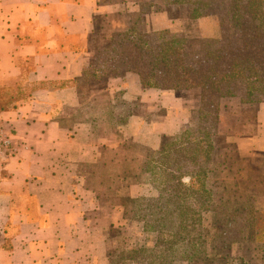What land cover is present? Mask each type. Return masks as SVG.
Returning a JSON list of instances; mask_svg holds the SVG:
<instances>
[{"label":"crops","instance_id":"crops-1","mask_svg":"<svg viewBox=\"0 0 264 264\" xmlns=\"http://www.w3.org/2000/svg\"><path fill=\"white\" fill-rule=\"evenodd\" d=\"M157 1L0 0V86L29 95L0 111L15 147L1 162L0 264H109V229L128 219L120 203L105 211L103 188L88 177L122 159L105 111L120 97L130 110L126 127L151 120L153 130L167 134L186 123L191 106L174 90L144 88L134 72L85 82L84 72L97 59L94 47L106 45L145 5L148 30L175 28L173 6ZM256 117L264 122L261 112ZM258 137L247 140L251 150L261 149ZM86 165L95 168L86 174Z\"/></svg>","mask_w":264,"mask_h":264},{"label":"trees","instance_id":"trees-1","mask_svg":"<svg viewBox=\"0 0 264 264\" xmlns=\"http://www.w3.org/2000/svg\"><path fill=\"white\" fill-rule=\"evenodd\" d=\"M212 3L217 11L218 38L190 41L171 35L169 29L148 30L143 20L145 5L121 31L111 34L106 49L96 53V61L84 72V82L134 72L144 88L198 89L200 94L189 122L170 137L164 136L167 140L146 156V171L158 177L159 184L156 200L149 203L150 199L141 198L140 219L152 222L151 228H158L160 234L149 244L122 252L111 264H124L122 259L133 264H175L183 249L200 247L204 252L201 212L211 208L223 221L224 243L246 236L264 247V227L257 226L254 207L223 199L216 206L208 205L212 191L207 182L220 98L239 97L242 103L264 101V0H166L168 6L189 5L193 19L206 16ZM10 95L23 96L14 99L12 106L29 97ZM245 196L240 192L239 198ZM147 225L144 222L145 229Z\"/></svg>","mask_w":264,"mask_h":264},{"label":"rangeland","instance_id":"rangeland-1","mask_svg":"<svg viewBox=\"0 0 264 264\" xmlns=\"http://www.w3.org/2000/svg\"><path fill=\"white\" fill-rule=\"evenodd\" d=\"M154 2H156V5L159 4L157 0H154ZM206 13H208L206 16L193 19L190 18L191 9L189 5H183L179 9L173 7L169 18L172 19L171 23L175 28L169 29V33L175 36H183L190 41H196L200 38H218L220 30L216 19L215 4L212 3ZM133 17L129 15L125 20L127 22L132 21ZM106 46L107 44L104 46L97 45L94 48L98 51L106 49ZM10 87L8 85L0 86V108H10L14 99L23 97L7 93L9 91L6 89ZM176 92L180 95L183 94V97L188 99V104L191 106V109L187 112L186 123H188L192 118V109L199 106V90L188 89L177 90ZM116 102L110 110L107 108L105 111H108L105 123L107 128L117 130L115 139L118 146L116 148L119 150L117 153L120 152L122 159L116 161V163L114 161L112 163L108 162V167L104 169L110 172L99 176H91V174L88 176L89 181L92 179L94 182H99L103 188L101 199L102 202H105V211L114 202L122 204L126 210L125 216L128 219V224L122 225V229L110 228L108 232L114 240L113 245L109 246V264L112 260L121 257L122 252L143 244H149L155 236L160 234L158 228H151L154 225L152 222L149 223L140 219L141 198L150 199L149 203L156 200L158 194L156 189L159 184V178H154L150 172L146 171L148 167L146 156H149L155 150L140 141L145 138L147 142H158L156 145L158 147L159 143L166 139L164 136L170 137L180 128L167 127L166 130L169 133H159L160 128L157 125L154 130L149 125L151 120H148L149 122L142 120L132 122L129 127H126L130 110L120 97L117 98ZM258 112H261L264 117V101L242 103L239 97L220 98L218 131L212 135L215 149L207 166V182L212 191V199L208 205L216 206L222 199L227 200L230 204L235 203L233 205L251 204L259 217L256 220L257 226L263 228L264 122L257 123L256 116ZM173 113L175 115L176 112ZM186 123L183 125H186ZM258 128H260V131ZM257 135L259 137L254 145L261 149L251 150L246 144L247 140ZM237 143L242 147L241 150L243 151L241 153L236 148ZM106 152H109V148ZM109 154H112V152ZM4 158L6 157L0 156V166ZM84 167V173L86 174L95 168V166L88 165ZM0 173L2 178L6 177V173L1 170V167ZM115 187L117 189L122 188L124 192L128 189V192L123 193L121 196L115 195L117 194L114 191ZM234 191L235 193H233ZM240 192L245 193L247 196L239 198ZM213 211L214 209L211 208L201 212L200 228L204 241V252L200 250V247H195L194 250L183 249L181 251L182 258L177 259L175 264H264V247L256 243L253 238L245 236L242 240L234 243H224L222 241L223 221L214 216ZM148 217L150 218V216ZM144 222H147L149 228H144ZM122 262L133 264L132 261L125 259H122Z\"/></svg>","mask_w":264,"mask_h":264},{"label":"built area","instance_id":"built-area-1","mask_svg":"<svg viewBox=\"0 0 264 264\" xmlns=\"http://www.w3.org/2000/svg\"><path fill=\"white\" fill-rule=\"evenodd\" d=\"M15 147L12 142V136L9 131L6 130L3 123L0 121V156L7 157L13 154Z\"/></svg>","mask_w":264,"mask_h":264}]
</instances>
